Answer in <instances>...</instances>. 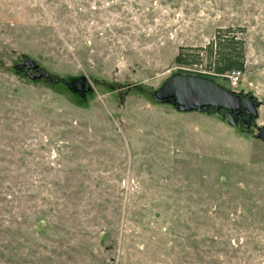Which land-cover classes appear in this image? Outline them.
I'll list each match as a JSON object with an SVG mask.
<instances>
[{"label":"rangeland","instance_id":"1","mask_svg":"<svg viewBox=\"0 0 264 264\" xmlns=\"http://www.w3.org/2000/svg\"><path fill=\"white\" fill-rule=\"evenodd\" d=\"M228 26L262 102L249 128L152 95L207 70L175 57ZM259 127L264 0H0V264H264Z\"/></svg>","mask_w":264,"mask_h":264},{"label":"water","instance_id":"2","mask_svg":"<svg viewBox=\"0 0 264 264\" xmlns=\"http://www.w3.org/2000/svg\"><path fill=\"white\" fill-rule=\"evenodd\" d=\"M25 67L33 79L45 76L57 83L61 81L59 77L52 76L50 72L41 73L38 76L33 74L32 70L40 69L41 65L28 55H24L23 64H18L19 69ZM87 79L86 75H82L65 83L73 92L84 97L92 89L91 86H87ZM152 95L158 102H171L182 112L210 108L225 109L232 125L237 124L236 115L241 110L249 111L250 119H257L259 116L258 109L262 104L261 101L255 102L247 97L241 98L239 94L221 87L212 79L183 73L169 78L160 89L154 90ZM245 121L248 122L247 119ZM248 124L250 127L252 124L256 126L254 121ZM259 137L264 142V127H259Z\"/></svg>","mask_w":264,"mask_h":264},{"label":"trees","instance_id":"3","mask_svg":"<svg viewBox=\"0 0 264 264\" xmlns=\"http://www.w3.org/2000/svg\"><path fill=\"white\" fill-rule=\"evenodd\" d=\"M244 31H246L245 26L219 28L207 46L193 47V49L199 51L196 55L198 58L191 57L194 54L187 55L180 51L176 55L174 62L179 65L190 66L196 63L201 64L207 60L206 69L208 71L197 72L196 75L209 79L212 77H224L234 70L244 73L246 66V39L237 36L238 32ZM203 52L204 54H202ZM185 71L188 72L189 70Z\"/></svg>","mask_w":264,"mask_h":264},{"label":"flooded vegetation","instance_id":"4","mask_svg":"<svg viewBox=\"0 0 264 264\" xmlns=\"http://www.w3.org/2000/svg\"><path fill=\"white\" fill-rule=\"evenodd\" d=\"M22 69H27V68L25 67V68H22ZM39 70H41V69L32 70V72H38ZM27 71H28V70H27ZM40 74H41V73H40ZM237 94H239V96H240L241 98H242V97H247V98H250V99L254 100L255 102L258 101L252 93H249V92L246 93V92H244V91H241V92H239V93H237ZM247 115H248L249 118H247ZM245 119H247L248 122H246ZM236 120H237V122H238L239 120H242V122H243L244 124H246V125L248 126V128L250 127L248 123H249V122H250V123L253 122V119H250V113H249V111H247V110H241V112H240L239 114L236 115ZM252 126H253V124L251 125V127H252Z\"/></svg>","mask_w":264,"mask_h":264},{"label":"built area","instance_id":"5","mask_svg":"<svg viewBox=\"0 0 264 264\" xmlns=\"http://www.w3.org/2000/svg\"><path fill=\"white\" fill-rule=\"evenodd\" d=\"M243 72L239 71V70H234L231 71L228 74V77L230 79V90L234 91L235 93H239L242 90H240V82L242 80V76H243Z\"/></svg>","mask_w":264,"mask_h":264}]
</instances>
